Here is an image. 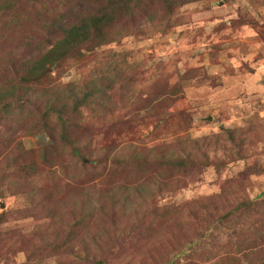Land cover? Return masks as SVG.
I'll return each instance as SVG.
<instances>
[{"label": "rangeland", "instance_id": "rangeland-1", "mask_svg": "<svg viewBox=\"0 0 264 264\" xmlns=\"http://www.w3.org/2000/svg\"><path fill=\"white\" fill-rule=\"evenodd\" d=\"M11 1L16 10L0 17V86L23 76L50 37L46 17L70 5ZM148 7L131 22L136 31L69 59L37 86L51 93L102 82L101 105L72 113L71 143L41 155L53 140L35 126L40 104L14 98L23 106L1 127L0 264H253L246 254L264 256V244L251 243L264 218V0ZM19 14L30 19L13 24ZM178 155L199 168L166 163Z\"/></svg>", "mask_w": 264, "mask_h": 264}, {"label": "trees", "instance_id": "trees-1", "mask_svg": "<svg viewBox=\"0 0 264 264\" xmlns=\"http://www.w3.org/2000/svg\"><path fill=\"white\" fill-rule=\"evenodd\" d=\"M62 1L68 2L70 5H64V8L59 11L57 16L54 12L52 13L53 15H47L48 18L46 17L43 23L50 37L46 45L43 43L37 45V49L41 53L26 61L24 74L22 77L17 78L16 82L12 81L9 83V79H6L3 85L0 86V140L7 137L6 133L1 130L3 122L9 119V115L17 107L23 106L20 105L22 101H31L30 98H32L34 102L40 104L39 113H36L35 126H45L46 129L44 131L53 140L51 149H49V146L41 148V155H46L51 150L56 151V146L54 145H65L73 141L71 133H69L72 113L77 114L81 108H92L95 104L99 107L102 102L104 87L100 81L88 84L83 82V80L77 83L60 84L58 91L47 93L42 92L46 89L40 90L37 86L41 87L46 82L53 68L62 66L69 59L84 57L86 53H96L99 49L112 42L119 41L125 33L131 32L133 29L136 31L137 29L131 25V22L138 15V12L148 11L149 3L154 2V0ZM188 1L163 0L168 11L172 7L180 6ZM16 3L17 1L0 0V17L15 11ZM43 7V11H50L46 4ZM29 19L24 14H19L12 22L13 24L27 22ZM105 77H102L103 82L107 80ZM64 87L67 89H63ZM46 95L50 96L44 99ZM26 96L28 99H14H23ZM52 121H55L56 124L53 125ZM72 149L74 154H80L77 148L72 147ZM81 158L85 160V157L81 156ZM166 160V163L172 168L183 170L184 172L187 170L186 167L195 165L194 162H196L192 156L182 155ZM195 166L198 167L197 165ZM246 205V203H240L238 209ZM234 213L235 211L231 210L225 214V217H232ZM217 222L215 220L213 225H216ZM253 227V229L250 228L253 235L252 247L258 241L264 244V218L259 224L255 223ZM245 241V239H242V243ZM246 255L253 259V264H264V256H258L254 251ZM97 263L105 264L102 261ZM209 264L216 263L212 262Z\"/></svg>", "mask_w": 264, "mask_h": 264}]
</instances>
